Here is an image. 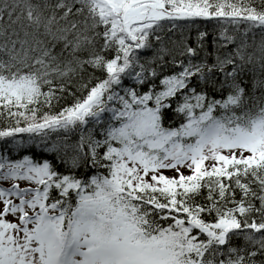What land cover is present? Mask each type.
Masks as SVG:
<instances>
[{
    "label": "snow or ice",
    "instance_id": "obj_1",
    "mask_svg": "<svg viewBox=\"0 0 264 264\" xmlns=\"http://www.w3.org/2000/svg\"><path fill=\"white\" fill-rule=\"evenodd\" d=\"M0 264H264V0H0Z\"/></svg>",
    "mask_w": 264,
    "mask_h": 264
}]
</instances>
